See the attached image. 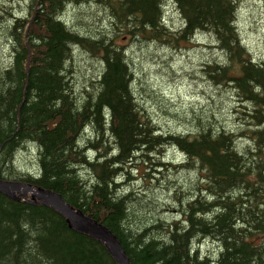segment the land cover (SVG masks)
Here are the masks:
<instances>
[{
	"label": "trees",
	"instance_id": "trees-1",
	"mask_svg": "<svg viewBox=\"0 0 264 264\" xmlns=\"http://www.w3.org/2000/svg\"><path fill=\"white\" fill-rule=\"evenodd\" d=\"M168 2L185 23L178 32L162 23ZM240 5L27 0L23 15L12 17L5 31L0 179L58 193L111 231L133 264H264V63L241 43ZM85 6L96 7L101 17L80 15ZM70 7L84 26L64 17ZM199 33L210 35L223 55L205 64L203 74L228 87L241 122L226 129L221 109L191 107L182 111L189 129L164 131L139 97L131 60L117 39L171 46ZM79 48L101 67L78 88L71 63ZM168 149L182 152L186 162L162 161ZM24 150L31 167L17 159ZM138 165L144 183L149 178L158 187L179 169L193 173L192 188L167 185L158 197L136 192L130 173ZM205 240L215 247L202 254ZM0 264L117 262L102 242L69 228L56 210L0 192Z\"/></svg>",
	"mask_w": 264,
	"mask_h": 264
},
{
	"label": "rangeland",
	"instance_id": "rangeland-1",
	"mask_svg": "<svg viewBox=\"0 0 264 264\" xmlns=\"http://www.w3.org/2000/svg\"><path fill=\"white\" fill-rule=\"evenodd\" d=\"M27 0H0V65L7 64L6 26L12 17L23 15ZM80 15L85 13L89 18L98 19L100 12L96 7H81ZM75 7L64 14L71 23L84 26L82 18L75 16ZM6 11V12H5ZM167 25L177 28L180 19L176 12H166ZM170 17V18H169ZM236 27L239 31L242 43L256 61L264 63V0H241L236 19ZM120 45H124L127 55L131 60L136 87L139 97L149 109L154 122L164 131L183 132L189 129L185 116L182 114L187 108L198 109H221V122L226 129H236L240 123L233 113L236 100L231 97L228 87L215 85L212 79L203 74L205 64L215 60H222L220 50L213 45L212 37L208 34L196 35L192 41L182 42L178 47L166 46L162 43L117 39ZM97 59L82 49H75L71 63L72 78L79 88L85 81L92 80L96 69H100ZM92 76V77H91ZM152 98V99H150ZM152 100V101H150ZM223 102V103H222ZM164 104L159 106L160 104ZM165 107L170 112H163ZM175 109V110H174ZM178 113V114H177ZM181 114V115H180ZM179 115V116H178ZM161 160L176 165L177 155L168 149L160 156ZM22 167H31L29 154L22 151L18 158ZM139 171V172H138ZM140 165L130 175V186L136 192L147 191L149 194L161 196L167 185L182 187L184 191L192 188L193 173L181 172L179 169L172 170L169 179L160 180L156 187V180L145 183L139 180ZM165 174V173H164ZM158 179L162 176L157 174ZM162 183V184H161ZM149 186H145V185ZM162 187V188H161ZM147 193V194H148ZM141 197V195H139ZM146 204V202H144ZM158 204H163L162 200ZM215 247L211 240L200 243L199 250L202 254Z\"/></svg>",
	"mask_w": 264,
	"mask_h": 264
},
{
	"label": "water",
	"instance_id": "water-1",
	"mask_svg": "<svg viewBox=\"0 0 264 264\" xmlns=\"http://www.w3.org/2000/svg\"><path fill=\"white\" fill-rule=\"evenodd\" d=\"M0 192L11 199H20V196L29 194L32 200H38L41 204L57 210L65 218L69 228L102 242L118 264H132L111 231L86 216L81 210L74 209L58 193L42 187H32L30 184L1 179Z\"/></svg>",
	"mask_w": 264,
	"mask_h": 264
},
{
	"label": "bare ground",
	"instance_id": "bare-ground-1",
	"mask_svg": "<svg viewBox=\"0 0 264 264\" xmlns=\"http://www.w3.org/2000/svg\"><path fill=\"white\" fill-rule=\"evenodd\" d=\"M170 18V17H169ZM156 159V158H155ZM51 208V207H50ZM53 209V208H52ZM55 210V209H54ZM57 211V210H56ZM58 212V211H57ZM83 212V211H82ZM84 213V212H83ZM85 214V213H84Z\"/></svg>",
	"mask_w": 264,
	"mask_h": 264
}]
</instances>
